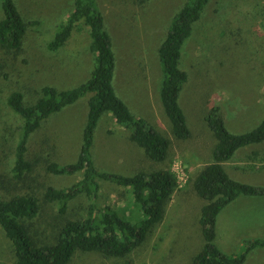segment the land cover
Listing matches in <instances>:
<instances>
[{
  "label": "rangeland",
  "instance_id": "1",
  "mask_svg": "<svg viewBox=\"0 0 264 264\" xmlns=\"http://www.w3.org/2000/svg\"><path fill=\"white\" fill-rule=\"evenodd\" d=\"M97 1L116 56L113 84L119 97L135 116L170 139L171 146L165 161L151 160L135 143L122 141L130 131H117L113 115L105 113L95 131L94 164L100 171L127 177L171 170L179 188L166 204L163 220L127 257L77 251L68 264H193L204 246L200 217L207 203L196 193L194 181L202 167L213 161L217 144L205 118L212 106L220 107L227 129L235 134L254 130L264 119V0H211L185 41L181 67L188 72L189 81L180 103L192 128L187 140L174 136L162 106L164 75L158 52L174 16L187 0ZM14 2L27 23V33L20 50L0 46V199L26 193L37 196L40 214L26 225L37 244H52L66 221L85 217L91 208L85 195L71 201L66 214L59 213L57 203H45L43 199L48 185L69 187L83 177V172L50 174L46 164L52 160L67 165L78 160L89 96L51 114L31 135L28 160H39V164L23 181L12 175L23 120L7 101L18 91L25 105H32L41 97L44 86L60 91L76 88L90 78L95 59L88 29L83 25L59 51L48 50L55 31L72 11L74 0ZM3 18L0 0V20ZM231 160L223 166L233 179L264 187V142L240 149ZM99 182L97 203L138 224L142 211L128 189L110 181ZM254 198L259 199L236 200L219 214L215 241L224 252L240 253L244 240L259 238L253 219L264 214V197ZM0 264H17L13 244L1 226ZM245 264H264V248L253 250Z\"/></svg>",
  "mask_w": 264,
  "mask_h": 264
},
{
  "label": "trees",
  "instance_id": "2",
  "mask_svg": "<svg viewBox=\"0 0 264 264\" xmlns=\"http://www.w3.org/2000/svg\"><path fill=\"white\" fill-rule=\"evenodd\" d=\"M210 3L211 0H187L174 16L158 51L164 75L160 88L161 102L173 134L180 140L191 137V128L180 103L183 87L189 81L188 72L181 67L184 44ZM1 4L4 18L0 20V46L20 50L27 33V23L14 0H1ZM82 25L88 29L90 51L95 59L90 78L69 90L60 91L52 86H44L41 97L32 105H25L23 94L18 91L11 93L7 102L23 120L12 168L13 178L23 181L39 164V160H28L31 135L51 114L89 96V113L78 160L67 165L52 160L46 164L50 174L83 172V177L69 187L48 185L43 199L45 203H57L59 213L66 214L69 203L85 195L91 202V208L85 217L66 221L55 242L39 245L26 225L40 214L39 198L26 193L7 200L0 199V226L13 244L17 264H68L77 251L125 258L163 220L166 204L179 188L178 178L171 170L140 172L127 177L96 168L92 147L98 122L105 113H111L118 126L130 131V140L142 148L151 160L165 161L171 141L146 120L135 116L119 97L113 84L116 56L104 13L97 0H74L72 11L55 31L48 43V50L59 51ZM205 120L217 144L213 150V161L202 167L194 181L196 193L207 203L202 207L200 217L204 246L194 257L193 264H245L253 250L264 248V238L246 239L242 252L226 253L215 241L217 220L219 214L240 197H264V187L233 179L223 163L230 161L240 149L264 142V119L254 130L243 134H235L227 129L218 106L211 107ZM99 180L128 189L134 204L142 211L138 224L122 218L110 206L97 203L101 190Z\"/></svg>",
  "mask_w": 264,
  "mask_h": 264
},
{
  "label": "crops",
  "instance_id": "3",
  "mask_svg": "<svg viewBox=\"0 0 264 264\" xmlns=\"http://www.w3.org/2000/svg\"><path fill=\"white\" fill-rule=\"evenodd\" d=\"M119 127V130L117 129V131H121V132H123V133H126V128H123V127H120V126H118ZM191 132H192V128H191ZM112 135V134H111ZM131 141L130 140V132L128 133L127 132V135H124L123 136V140L122 141H124V140H126V141ZM132 142V141H131ZM240 153V152H239ZM230 161H232V160H230ZM230 161H228V162H230ZM228 162H226V164L228 163ZM243 166V165H242ZM241 166V167H242ZM236 168L238 169V168H240V166H236ZM227 171V170H226ZM255 199H259V198H254V197H242L241 198V200L239 199V200H237V202L236 203H238L239 201H244V200H255ZM256 201V200H255ZM253 221H254V226H255V228L258 230V232H259V235L260 236H264V214H260V215H258L256 218H254L253 219ZM258 235V237L259 238H262V237H260Z\"/></svg>",
  "mask_w": 264,
  "mask_h": 264
}]
</instances>
